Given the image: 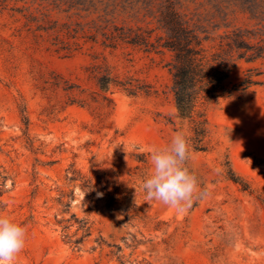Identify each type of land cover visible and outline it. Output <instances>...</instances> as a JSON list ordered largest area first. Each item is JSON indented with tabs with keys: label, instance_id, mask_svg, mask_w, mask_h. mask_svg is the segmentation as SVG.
I'll return each instance as SVG.
<instances>
[{
	"label": "rangeland",
	"instance_id": "374dc122",
	"mask_svg": "<svg viewBox=\"0 0 264 264\" xmlns=\"http://www.w3.org/2000/svg\"><path fill=\"white\" fill-rule=\"evenodd\" d=\"M172 1L209 53L235 29L264 46V0ZM166 2L0 0V215L27 229L16 264H264V57L237 60L223 84L250 87L205 106L208 149L187 162L204 196L181 213L140 187L151 148L190 125L171 53L110 36L140 27L155 42ZM106 72L134 94L102 91ZM71 215L90 227L77 246Z\"/></svg>",
	"mask_w": 264,
	"mask_h": 264
},
{
	"label": "trees",
	"instance_id": "16d2710c",
	"mask_svg": "<svg viewBox=\"0 0 264 264\" xmlns=\"http://www.w3.org/2000/svg\"><path fill=\"white\" fill-rule=\"evenodd\" d=\"M158 24L164 35L155 42L151 40V32L143 31L140 27L133 30L114 26L109 46L116 47L120 43H125L143 48L146 52L171 53L172 58L166 66L172 77L171 90L177 118L190 125L191 135L188 141L192 150L207 151L209 128L205 106L218 100L225 93L232 95L250 87L252 82L247 77L229 90L225 88L223 82L237 60L253 62L263 58L264 46L250 44L247 41L249 37L247 32L235 29L226 34V42L221 43L217 51L209 53L196 28L180 14L172 0H167L159 11ZM97 84L104 92H108L112 87H118L128 94H134L133 88L108 72L97 77ZM233 175L234 172L229 168L228 176L236 182ZM69 207V202L64 204L65 211H68ZM72 219L82 230L79 238L69 241L77 246L90 234V227L84 219L78 220L75 215H71L69 220ZM64 229H67V226ZM65 238H68V235H65Z\"/></svg>",
	"mask_w": 264,
	"mask_h": 264
},
{
	"label": "clouds",
	"instance_id": "9594fccd",
	"mask_svg": "<svg viewBox=\"0 0 264 264\" xmlns=\"http://www.w3.org/2000/svg\"><path fill=\"white\" fill-rule=\"evenodd\" d=\"M149 155L152 171L140 185L146 201H157L182 213L204 196L206 190L187 166L191 151L182 132H177L168 146H153ZM26 243V227L0 215V264H16Z\"/></svg>",
	"mask_w": 264,
	"mask_h": 264
}]
</instances>
